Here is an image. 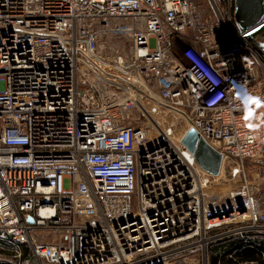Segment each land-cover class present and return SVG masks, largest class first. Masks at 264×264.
Wrapping results in <instances>:
<instances>
[{
  "label": "built area",
  "instance_id": "2783aa9c",
  "mask_svg": "<svg viewBox=\"0 0 264 264\" xmlns=\"http://www.w3.org/2000/svg\"><path fill=\"white\" fill-rule=\"evenodd\" d=\"M193 13L0 0V237L19 264L26 248L30 264H209L224 227L263 233L246 163L264 156V18L241 31L220 12L189 39ZM190 130L243 175L234 205L208 206L221 173L183 144Z\"/></svg>",
  "mask_w": 264,
  "mask_h": 264
},
{
  "label": "rangeland",
  "instance_id": "374dc122",
  "mask_svg": "<svg viewBox=\"0 0 264 264\" xmlns=\"http://www.w3.org/2000/svg\"><path fill=\"white\" fill-rule=\"evenodd\" d=\"M233 1L234 0H191V3L194 8V13L190 18L191 27L187 32L188 38L190 39L192 36H194L201 27L206 26L211 22L217 21L221 17V15L227 21H229L230 16L228 12L229 10L228 6L230 3L232 4ZM263 53L264 52L262 51L261 55L264 58ZM246 176L248 179L249 186L252 188V190L259 193H264V156L261 159L255 161H248V163H246ZM243 181H244L243 175L233 178L232 175L230 174V169L228 168V166L227 167L225 166L222 169V173L219 176V178H217L216 181L213 180L211 186L209 187L210 190L207 193V201H206L208 206L215 209H224L231 205H234L237 201L229 196V192L232 193L233 190L242 186ZM250 226L251 225L249 223L246 224L234 223L224 227L219 232H217V234L230 233V236H228L230 238H225V240L232 238L236 239V241H241L242 239L247 240L248 239L247 236L249 234L248 232L251 231V229H249ZM240 229H243L244 237H242L239 234H234ZM262 232L264 233V230ZM37 234L38 236L46 235L44 233H37ZM46 236H51V235H46ZM0 247L2 246L0 245ZM210 247L211 246H209V248ZM7 248L13 249V247L12 246L10 247V245H8ZM188 254H190V256L199 257L200 262L203 261L202 260L203 255L200 252V250L191 251ZM7 255H9L8 258ZM14 256L15 253L11 252L7 254V249L6 251L0 249V264H19L18 259H16ZM208 261L209 264H211L212 261L211 253L209 254ZM24 262L25 264H30L31 262L27 248L22 259L23 264Z\"/></svg>",
  "mask_w": 264,
  "mask_h": 264
},
{
  "label": "water",
  "instance_id": "95a60500",
  "mask_svg": "<svg viewBox=\"0 0 264 264\" xmlns=\"http://www.w3.org/2000/svg\"><path fill=\"white\" fill-rule=\"evenodd\" d=\"M234 17L239 30L244 31L264 18V0H234ZM264 52V42H256ZM194 154L199 166L211 174L219 176L222 169V155L202 140L194 130H190L182 140ZM243 211V207H241ZM29 223H34L30 218Z\"/></svg>",
  "mask_w": 264,
  "mask_h": 264
},
{
  "label": "trees",
  "instance_id": "16d2710c",
  "mask_svg": "<svg viewBox=\"0 0 264 264\" xmlns=\"http://www.w3.org/2000/svg\"><path fill=\"white\" fill-rule=\"evenodd\" d=\"M234 6L233 1L228 6V12L231 26L237 30ZM259 52L262 54L260 49ZM250 234L247 240L236 241L232 238L211 245L208 250V255L212 254L211 264H264V233Z\"/></svg>",
  "mask_w": 264,
  "mask_h": 264
},
{
  "label": "crops",
  "instance_id": "0c3cea01",
  "mask_svg": "<svg viewBox=\"0 0 264 264\" xmlns=\"http://www.w3.org/2000/svg\"><path fill=\"white\" fill-rule=\"evenodd\" d=\"M1 236V235H0ZM7 242H8V237L6 236V235H4L3 234V236L2 237H0V245L2 246V247H0V249L1 250H3V251H6V249H7ZM6 244V245H5ZM6 248V249H5ZM9 252H7V254H8ZM8 256L9 255H7V258H8Z\"/></svg>",
  "mask_w": 264,
  "mask_h": 264
},
{
  "label": "bare ground",
  "instance_id": "6f19581e",
  "mask_svg": "<svg viewBox=\"0 0 264 264\" xmlns=\"http://www.w3.org/2000/svg\"><path fill=\"white\" fill-rule=\"evenodd\" d=\"M148 133H149L151 136L156 134L155 131H148ZM185 134H186V133H184L180 138H182ZM221 173H222V169H221ZM209 190H210V189L207 190L206 195H207V193L209 192ZM229 196L232 198V196H231V192H229Z\"/></svg>",
  "mask_w": 264,
  "mask_h": 264
}]
</instances>
